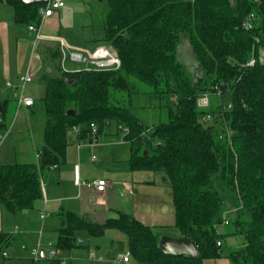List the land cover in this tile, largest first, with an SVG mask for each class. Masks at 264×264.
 I'll return each instance as SVG.
<instances>
[{
    "label": "trees",
    "instance_id": "1",
    "mask_svg": "<svg viewBox=\"0 0 264 264\" xmlns=\"http://www.w3.org/2000/svg\"><path fill=\"white\" fill-rule=\"evenodd\" d=\"M106 1L105 41L118 52L121 68L65 72L58 65L41 76L45 93L35 104L44 118L43 145L34 163L0 165V202L13 213L35 209L44 197L43 174L66 160L69 132L80 127L79 140L90 141L92 123L96 136L114 123L129 131L124 141L131 168L165 175L175 226L201 255L164 254L154 229L126 213L99 225L62 212L55 248L70 252L78 247L79 231L101 236L110 228L127 235L137 264H204L221 257L219 229L232 226L228 235L244 236L245 246L230 253V263L264 264V0ZM12 2L18 24H40L42 4ZM251 16L253 27L246 29ZM50 55L59 61V47ZM253 58L256 64L247 66ZM219 92L229 93L230 109L216 102L199 108V98ZM140 95L159 104L168 121L149 126L134 115ZM5 114L6 103L0 117ZM208 115L221 127L207 125ZM15 241L0 232V263ZM41 262L62 264L47 256Z\"/></svg>",
    "mask_w": 264,
    "mask_h": 264
},
{
    "label": "crops",
    "instance_id": "2",
    "mask_svg": "<svg viewBox=\"0 0 264 264\" xmlns=\"http://www.w3.org/2000/svg\"><path fill=\"white\" fill-rule=\"evenodd\" d=\"M62 9L44 21L41 28V34L44 36V39L40 41L42 45L40 44L39 46L37 57L33 59L31 46L34 41V34L29 31L28 26L17 23V9L12 0H0V102L2 107L6 103V114L10 107H14L16 115V120L11 125L9 119L7 120V124L5 119L3 120L0 117V124L1 122L7 124V129L5 130L0 127V137L7 132L8 135L6 137L10 138L15 128L18 127L17 135L19 136L29 132L34 144L33 152L31 153L27 150V153H23L21 158L13 137L12 149L14 156L11 158L10 153L3 151V153H0V165L34 163L36 162L35 152L43 145L44 121L41 118L42 113L37 109L36 104L29 108L24 106L19 107L18 99L21 96V92L18 89L16 90V88H10L9 84L15 87L18 86L22 78L30 73L33 78L30 84L32 85L35 81H38L40 86L43 85L45 88L44 83L40 81L41 76L46 72L53 73L54 66H61L62 55L59 61L53 60L50 55V50L59 47L57 43L59 38L67 42L65 37L56 34L60 29L64 15ZM69 45L73 48L89 50L87 48ZM27 87L24 90V96L31 97V95H26L25 93ZM34 101L36 102L35 99ZM115 133L117 135L118 133L123 134V132L117 129ZM102 134L104 133L102 132L100 136L96 137L98 138V141H95L96 143L100 141ZM68 149L69 147L67 148L65 162L55 168L49 169L43 174L44 197L39 201L35 209L13 213L5 204L0 202V232L8 233L16 238L15 243L6 249L0 264H4L6 260L10 259L31 262L32 254L40 242H44L45 244L49 241L55 242L59 230L63 227L64 220L59 216L62 212L72 213L91 224H104L109 219L116 218L118 213L130 214L142 223V219H139L138 215L134 213V209L140 203V198L135 195L133 197L134 200L131 202L133 205L130 203L129 196L134 195V186L136 184L133 183L134 172L129 161L126 164L128 167H123L121 170L107 169V171L101 173V175L107 177V188L104 192H98L94 183L97 177L103 176H94L93 170L90 169L88 163L89 157L87 155L88 149L80 147L78 151L79 155L77 154V157L74 156L73 158L69 156ZM12 159H16V162L10 163L13 162L11 161ZM83 181L86 182L87 186H84ZM46 190L51 194L50 199L46 196ZM142 200H148V198L141 197V202ZM50 204L52 206L62 204L56 212V220L51 219L50 216L41 220V212H45L47 206ZM147 226L159 227L154 223ZM40 232L43 234L40 235ZM77 235V249L70 252H61L60 256L70 257L81 249H90V245L84 246L85 242L83 239L87 237L91 243V240L95 241L97 239L96 237H98L90 235L86 231H79ZM96 247L98 246L96 245ZM93 249L95 248L93 247ZM10 250L14 252V256L8 253ZM91 254H94V257H91ZM96 255L95 251L90 253L92 259ZM44 256H47L45 251ZM120 261L129 264L131 260L124 262L121 259ZM41 264L46 263L41 262Z\"/></svg>",
    "mask_w": 264,
    "mask_h": 264
},
{
    "label": "rangeland",
    "instance_id": "3",
    "mask_svg": "<svg viewBox=\"0 0 264 264\" xmlns=\"http://www.w3.org/2000/svg\"><path fill=\"white\" fill-rule=\"evenodd\" d=\"M231 4L234 5L235 1L230 0ZM65 8L62 9L63 17L60 25V29L56 34L61 35L66 38L67 42L71 45L87 48L93 50L98 45H109L106 39V29L105 20L109 13V6L106 0H64ZM45 32V31H44ZM51 33V32H50ZM41 42L35 45L32 42L31 53L33 59L38 55V50ZM42 45V44H41ZM55 45V44H53ZM67 67L71 71L78 70L79 65L72 64L68 62ZM141 88H146L144 85L137 84ZM143 90V89H142ZM26 95H31V98L40 102L45 93V88L43 85L40 86L38 81H35L32 85H28L26 90ZM18 96V95H17ZM230 95L218 94L217 96L209 95L210 105L208 107L200 108L207 109L211 104L219 103L223 107H226L229 103ZM177 101V98H173ZM136 115L145 125L155 126L160 123H165L168 121V114L159 108V104H151L149 98L146 96H138L135 99V105L131 111ZM41 118L44 121L43 116ZM9 119L10 125L16 120L14 107H10L9 111L5 116V121ZM4 120V119H3ZM204 120V119H203ZM207 125L216 124L221 127L220 122L213 120H204ZM107 121L105 122V124ZM8 124V122H7ZM92 124L95 125V130L92 128ZM90 125V140L94 142L89 143V139L79 140V134H76L73 129L68 134L69 149L68 154L71 158L77 157L80 147H85L88 149L87 155L89 157V167L93 170L94 176L101 175V173L107 171V169L121 170L123 167H128V162L131 156L130 144L123 141L125 134L128 132L124 131V127L116 126L114 123H109L106 129L103 131L104 134L101 135V139L98 143L95 142L96 135L98 134V125L92 123ZM18 127L13 131L14 133L9 137H0V153L7 151L10 153L11 158L14 156L12 149L13 137L17 144V150L20 152L22 158L23 153H27L29 150L33 152V139L31 134L26 132L22 135L18 134ZM22 128V127H21ZM123 132V134L118 135L115 130ZM36 139V137H35ZM39 144V143H38ZM25 153V154H26ZM79 155V154H78ZM26 156V155H25ZM10 163H15L16 159H12ZM130 168V167H129ZM133 183L134 195L129 196L130 203L134 200V196L137 195L140 198V203L134 209V213L138 215L139 219H142V223L145 225H150L151 223L157 224L159 227H152L155 229V233L159 236L160 240L162 237L179 238L181 235L178 228L175 226V208L173 203L172 190L170 186L165 182V175L156 172L151 169H133ZM97 177L96 180H105L107 177ZM91 181V179H90ZM81 183V181H80ZM84 186L86 182L83 181ZM64 188V186H63ZM48 190V189H47ZM45 191L47 198H51L49 191ZM141 197H147L148 200H142ZM43 202V201H42ZM41 202V203H42ZM132 204V203H131ZM57 205V204H56ZM48 205L45 212L50 216L51 219L56 220V212L61 207L59 204ZM133 205V204H132ZM225 218L231 222L233 216L226 213ZM161 225V226H160ZM232 226H222L219 229V234L223 239V247L221 250V257L217 260H205L204 264H231L229 255L234 250H241L245 246V239L242 235H228L227 231L231 229ZM97 239L91 240V243L85 237V245H90V249H81L73 254V256L66 257L60 256L62 259V264H125L121 260V257H128L131 261L129 264H137V262L131 257L129 252V243L127 235L117 229H106L104 234L96 237ZM42 250L48 257V248L44 242H40ZM96 245L98 247H96ZM93 247L95 249H93ZM95 251L97 254L94 259L90 257V253ZM11 256H14V252L10 250ZM14 258V257H11ZM46 263V262H45ZM4 264H33L29 261L10 259L6 260ZM49 264V263H46Z\"/></svg>",
    "mask_w": 264,
    "mask_h": 264
},
{
    "label": "built area",
    "instance_id": "4",
    "mask_svg": "<svg viewBox=\"0 0 264 264\" xmlns=\"http://www.w3.org/2000/svg\"><path fill=\"white\" fill-rule=\"evenodd\" d=\"M65 6L64 0H48L47 3L42 4V6L39 8V14H40V24L39 25H33L29 26V31H31L34 34V42L35 45L38 44L40 41L44 39V36L41 34V28L44 24V21L52 16H54L60 9H62ZM253 16L249 18V20L245 23L246 29H251L253 27L251 19ZM61 55V68L65 72H76L81 70L86 71H116L119 70L122 66L121 59L118 55V52L111 46V45H98L93 50H82L73 48L70 46L64 39L59 38L57 41ZM68 61L72 64L79 65L80 68L75 71H71L68 67ZM259 61L261 63H264V52L261 51L259 55ZM257 60L255 58L251 59L247 66L252 67L256 64ZM33 81V78L30 73H28L25 77L22 78L21 83L18 86H13L9 84L10 88H13L16 90L18 89L21 92V96L18 99V106L19 107H32L35 104V101L31 97L24 96V90L27 87L28 84H30ZM221 93L219 92V95ZM210 105L209 100V94L203 95L198 100V106L200 108H206ZM227 109H230L232 107L231 104H228ZM212 119L210 115L204 117V120ZM92 128L95 130V125L92 124ZM73 131L76 134H79V128L75 127L73 128ZM124 131L128 132V129H124ZM8 135L6 132L3 134V137L5 138ZM37 158H39V155H37ZM55 168V167H53ZM96 189L98 192H104L107 188V182L105 180H96L94 183ZM48 214L46 212H41L40 218L41 220H44L47 218ZM225 224H228V221H225ZM43 233L40 232V235ZM81 242V241H80ZM47 247L49 249L48 252V258H60L61 251L57 248H55V242L49 241L47 242ZM218 246H222L221 242H218ZM42 246L40 243L38 244L37 248L34 250L32 254V261L33 264H41V258H42ZM91 257H94V254H91ZM121 259L124 262H128L130 259L128 257H121ZM62 262V259H61ZM63 263V262H62Z\"/></svg>",
    "mask_w": 264,
    "mask_h": 264
},
{
    "label": "water",
    "instance_id": "5",
    "mask_svg": "<svg viewBox=\"0 0 264 264\" xmlns=\"http://www.w3.org/2000/svg\"><path fill=\"white\" fill-rule=\"evenodd\" d=\"M23 4H44L47 3L48 0H19ZM3 114V107L0 102V116ZM67 114L69 116L76 115L74 110H68ZM98 141V138L95 139ZM93 140H90L92 143ZM160 250L166 255L172 256H188L191 258L200 257V251L196 244L188 237H180V238H171V237H162L160 240ZM42 256L44 257V252H42ZM119 264V263H115Z\"/></svg>",
    "mask_w": 264,
    "mask_h": 264
}]
</instances>
